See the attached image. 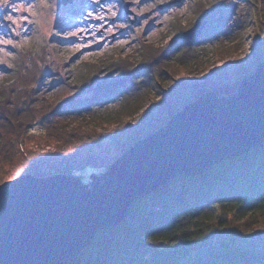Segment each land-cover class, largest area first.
I'll list each match as a JSON object with an SVG mask.
<instances>
[{
  "label": "rangeland",
  "instance_id": "1",
  "mask_svg": "<svg viewBox=\"0 0 264 264\" xmlns=\"http://www.w3.org/2000/svg\"><path fill=\"white\" fill-rule=\"evenodd\" d=\"M13 2L19 5L27 4L29 0ZM56 2L59 4L56 8H42L36 4L32 9L34 15L31 17L36 23L31 25L24 23L19 29V35L12 37L20 47L6 49L14 52L11 57H5L0 53V59H7L11 65L8 68L0 66V73H4L0 75V85L4 81L11 82L17 76L29 78L26 74L30 71L35 74L38 72L43 81L38 94L47 102L46 104L54 105L58 100L72 96L74 92L78 93L84 77L89 73L87 68L90 65L95 66L91 69L93 71L98 68L105 70L101 75L98 74L102 77L104 74H110V68L106 67L109 61L118 62L123 59L127 65V67L122 65L123 69L130 70L142 65L144 59L151 61V57L160 56L159 63L149 64L152 68L145 62L142 71L137 73L139 75H133L136 76L135 80L133 79L136 82L133 83L141 84L135 85L134 93L138 91V95L137 93L132 95L131 102L140 99V105L138 111L129 113L124 121L138 136L136 141L155 133L174 114L197 100L203 93L212 92L218 97L236 93L240 81L252 74L257 65L264 61V0H183L164 10H160L158 6L168 3L157 0L156 8L151 11L146 9L152 0H141L139 4L135 3V0H120L117 8L121 15L116 23H124L127 27L117 29L114 35H108L103 29L96 32L102 22L85 18L87 12L93 8L92 0H73L66 6L60 4V0ZM104 2L107 4L109 0ZM125 3H128L127 10L130 11V14H126L127 19L123 15ZM70 6L74 8L71 10ZM215 9L221 12V16H229V19L225 21V26H221L220 22V27L214 31L210 39L202 34L198 42L191 46L179 39L183 32L202 22L205 13L207 17ZM5 14L3 6H0V16ZM24 14L15 13L18 17ZM4 23L0 20V35L7 31L3 27ZM111 23L112 21H108L105 27ZM74 26H87L89 32L79 38H63V34ZM235 32L238 34L235 35ZM92 33L96 34L95 39L100 35H104L105 39L94 43ZM72 43H87L90 47L74 52ZM178 43L183 46H179ZM88 53L91 55H87ZM159 66L160 75L157 72ZM106 80L109 86H114L115 83L112 82L117 80L119 83L116 85L125 82V78L120 79L116 73L107 76ZM131 84L129 82V85ZM139 95L140 98H137ZM116 106L104 105L98 111L99 125L89 123L91 115L85 112L61 118L63 129L75 134V131L82 127L86 136L85 130L93 126L98 132H105L104 128H113L116 125V121L112 120L115 117L112 112ZM39 109L40 106L35 105V111ZM79 125L81 126L78 127ZM27 133L20 139L21 146H17L21 151L22 147L42 154L45 151H54L58 146L57 143L45 144L41 141L42 137L32 138V135ZM102 143L104 147L101 149H105L111 141L105 137ZM6 148H9L8 144L0 141V185L26 174L34 177L55 174L82 176V182L88 184L91 181L90 175L104 172L125 151L111 147L109 151L114 149V152L108 155L106 151L98 149L94 159L88 156L76 157L75 163L67 165H64L58 156L56 160L52 158L53 161L42 165L43 171L34 175L27 172L18 155H14L18 149L7 153ZM230 218L228 226L216 228V236L209 243L196 245L187 257L175 264H211L213 258L221 251V241L227 239L229 234L249 252L260 253L264 221L253 225L248 223L247 218L241 220Z\"/></svg>",
  "mask_w": 264,
  "mask_h": 264
},
{
  "label": "trees",
  "instance_id": "2",
  "mask_svg": "<svg viewBox=\"0 0 264 264\" xmlns=\"http://www.w3.org/2000/svg\"><path fill=\"white\" fill-rule=\"evenodd\" d=\"M73 8L70 6L71 10ZM205 15L202 21L207 24L203 35L210 39L220 27V22L225 26L229 16H221L216 9L209 16ZM150 60L144 59L142 63L146 62L152 68L149 64L159 63L160 56ZM143 64L127 70L123 69L122 65L127 67L123 59L109 61L106 67L110 68V74L102 77L99 75L105 70L98 68L93 71L91 69L95 66L90 65L78 93L74 92V95L66 96L54 105L46 104L38 94L43 85L38 72L30 71L26 74L29 78L17 76L11 82H2L0 141L8 144L5 151L10 153L18 149L26 132L32 138L42 137L45 144L57 143L55 152L39 154L22 147V151L18 149L15 152L27 172L38 175L44 169L42 165L58 156L67 165L75 163L76 157L94 159L98 149L108 155L114 149L126 150L138 139L124 120L129 113L138 111L140 99L131 102V97L135 93L138 95L134 88L141 82L134 84L136 76L133 75L142 71ZM157 72L160 75V66ZM115 73L120 79L124 77L125 82L116 85L119 83L117 80L112 82L114 86H109L106 77ZM136 97L140 98V95ZM35 105L40 106L39 111H35ZM104 105H117L112 112L115 116L112 120L116 121L113 128L98 132L93 126L92 130H85L87 136L83 134L82 127L75 134L63 129L61 118L81 112L91 115L89 123L99 125L98 111ZM105 137L111 143L101 149ZM111 147L113 151H109ZM230 217L235 220L247 218L250 224L264 221V146L256 145L238 156L223 159L202 173L179 174L170 178L137 200L126 219L99 231L80 254L68 259V264H175L187 257L196 245L209 243L216 236V228L228 226ZM228 236L221 241V251L211 264H264V228L262 249L258 254L249 252L231 234Z\"/></svg>",
  "mask_w": 264,
  "mask_h": 264
},
{
  "label": "water",
  "instance_id": "3",
  "mask_svg": "<svg viewBox=\"0 0 264 264\" xmlns=\"http://www.w3.org/2000/svg\"><path fill=\"white\" fill-rule=\"evenodd\" d=\"M172 3L160 5L164 10ZM73 0H60L63 6ZM128 3L124 5L126 14ZM206 22L179 39L198 42ZM264 146V61L228 96L203 93L150 136L89 176L22 175L0 185V264H68L102 229L170 178L199 174L226 158Z\"/></svg>",
  "mask_w": 264,
  "mask_h": 264
},
{
  "label": "snow or ice",
  "instance_id": "4",
  "mask_svg": "<svg viewBox=\"0 0 264 264\" xmlns=\"http://www.w3.org/2000/svg\"><path fill=\"white\" fill-rule=\"evenodd\" d=\"M140 2L141 0H135V3L137 4ZM159 2L172 3V0H159ZM181 2H183V0H181ZM118 3H120V0H115V2L109 0L107 4H105L104 0H92L93 8L91 11L87 12V16L85 18L102 22L97 27L96 32H99L101 29H103L108 35H114L117 29L127 27V25L124 23H116V21L120 19L121 15L119 9L117 8ZM36 4L42 8H56L59 6L56 0H51V2H49V0H29L27 4L19 5L14 3L13 0H0V6H3L4 10L6 11L4 16H0V20L5 22L3 27L7 29L5 34L0 35V53H3L5 57H11L14 55V52L6 51V49H17L20 47V44L14 38H12L13 36L19 35L20 27L24 23H28L30 25L36 23V21L31 18L34 15L32 9L34 6H36ZM156 6L157 0H152V3L146 10L151 11V9L156 8ZM9 9L10 12H8ZM97 9H99V11H97ZM18 12L25 14L18 17L15 15V13ZM94 12L95 15H93ZM123 15L124 18L127 19L126 12ZM150 18L151 17H149V19ZM108 21H112V23L105 27V25L108 24ZM145 23H147V20H145ZM88 32L89 28L87 26H74V28H70L66 33L63 34V38H79L82 34ZM92 35L94 37V43H99L105 39L104 35H100L98 39H95V33H92ZM118 43L122 44L124 42L118 41ZM71 47L74 52H80L81 48L90 47V45L87 43H72ZM87 55H91V53H88ZM0 66L5 68L11 67L7 59H0ZM3 74L4 73H0V75Z\"/></svg>",
  "mask_w": 264,
  "mask_h": 264
},
{
  "label": "bare ground",
  "instance_id": "5",
  "mask_svg": "<svg viewBox=\"0 0 264 264\" xmlns=\"http://www.w3.org/2000/svg\"><path fill=\"white\" fill-rule=\"evenodd\" d=\"M104 1H106V0H104Z\"/></svg>",
  "mask_w": 264,
  "mask_h": 264
}]
</instances>
